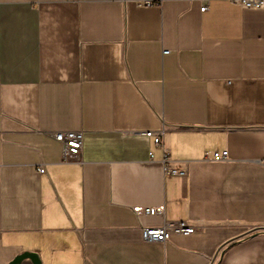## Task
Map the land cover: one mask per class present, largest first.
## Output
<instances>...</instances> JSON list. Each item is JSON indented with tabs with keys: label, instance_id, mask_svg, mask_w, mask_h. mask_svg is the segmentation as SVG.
Segmentation results:
<instances>
[{
	"label": "crops",
	"instance_id": "1",
	"mask_svg": "<svg viewBox=\"0 0 264 264\" xmlns=\"http://www.w3.org/2000/svg\"><path fill=\"white\" fill-rule=\"evenodd\" d=\"M144 1L0 0V264H264V7Z\"/></svg>",
	"mask_w": 264,
	"mask_h": 264
},
{
	"label": "built area",
	"instance_id": "2",
	"mask_svg": "<svg viewBox=\"0 0 264 264\" xmlns=\"http://www.w3.org/2000/svg\"><path fill=\"white\" fill-rule=\"evenodd\" d=\"M245 8L260 9L264 7V0H233ZM145 4L160 3L161 0H145ZM207 5L202 7V11H206ZM166 50L164 53H169ZM147 137L154 138L155 142L159 145L163 143V131L145 130L139 131ZM50 135L62 145V155L65 162H74L79 160L82 155L84 146V132L82 130H67L52 132ZM164 151V166L167 174L180 175L182 177L187 176L185 169H178L169 165L170 153L167 150ZM153 156V154H151ZM229 155L228 150H216L213 154L206 153L205 158L216 161L225 160ZM39 173H45V168L40 167ZM136 214L143 215H164L165 206H135L133 208ZM198 227L189 223L186 220L167 221L158 226H145L141 229L142 240L147 242H166L173 233L190 235L195 233Z\"/></svg>",
	"mask_w": 264,
	"mask_h": 264
},
{
	"label": "water",
	"instance_id": "3",
	"mask_svg": "<svg viewBox=\"0 0 264 264\" xmlns=\"http://www.w3.org/2000/svg\"><path fill=\"white\" fill-rule=\"evenodd\" d=\"M255 229L251 230L254 231ZM32 263V264H43L42 259L36 252H30L25 251L17 256L10 262V264H26V263Z\"/></svg>",
	"mask_w": 264,
	"mask_h": 264
}]
</instances>
